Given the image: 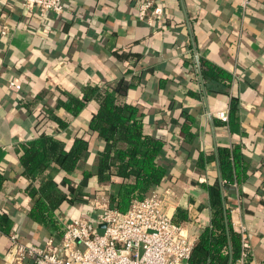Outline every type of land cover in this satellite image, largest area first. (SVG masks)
<instances>
[{"label":"crops","instance_id":"obj_1","mask_svg":"<svg viewBox=\"0 0 264 264\" xmlns=\"http://www.w3.org/2000/svg\"><path fill=\"white\" fill-rule=\"evenodd\" d=\"M24 1L0 0V264H17L12 235L26 245L59 240L65 223L96 218L92 199L109 203L116 191L96 175L105 142L90 131L95 88L138 106L147 131L165 140L169 175L155 191L174 192L169 215L185 213L182 225L197 242L212 220L207 186H219L233 227L251 245L248 264H263L264 0H153L161 15L150 23L137 18L145 0H65L61 15L43 18ZM205 65L228 78L205 77ZM85 96L74 114V101ZM41 137L59 145L29 176L23 146ZM77 141L81 155L66 170ZM224 147L240 148L248 175L242 183L222 179ZM45 187L49 201H61L52 212L56 227L31 218L36 202L48 201Z\"/></svg>","mask_w":264,"mask_h":264},{"label":"trees","instance_id":"obj_2","mask_svg":"<svg viewBox=\"0 0 264 264\" xmlns=\"http://www.w3.org/2000/svg\"><path fill=\"white\" fill-rule=\"evenodd\" d=\"M205 67L208 68V71H204L205 77L228 78L210 65ZM92 91L98 110L90 122V131L105 142L104 151L98 157L96 175L100 183L110 182L117 185L116 191L110 195L109 206L115 211L126 213L134 201H141L150 196L169 175V165L163 160L167 152L166 142L162 137L147 131V123L142 118L138 106L118 100L114 91L109 89L95 88ZM87 100L86 96L83 101L75 100V108L71 107V111L78 114ZM234 110L235 107L232 112ZM58 145L57 139L47 137L24 145L20 162L25 173L32 176L37 170H42ZM83 147L82 141L75 143L67 160L66 170L70 169V162L79 158ZM218 163L225 184L242 183L246 180L247 167L239 147L219 148ZM86 176L91 177L92 173H87ZM207 188L213 209L211 225L198 236L188 264H229L231 258L232 264H235L241 256V233L233 227L230 211L221 200L222 192L219 186ZM43 194L48 201L39 199L31 211V218L33 221L47 222L56 227L52 212L61 201H49L46 187ZM172 219L178 225L189 220L186 214L180 211L172 216Z\"/></svg>","mask_w":264,"mask_h":264},{"label":"built area","instance_id":"obj_3","mask_svg":"<svg viewBox=\"0 0 264 264\" xmlns=\"http://www.w3.org/2000/svg\"><path fill=\"white\" fill-rule=\"evenodd\" d=\"M65 0H25L23 7L36 12L41 18L48 14L61 15ZM154 1L145 0L138 9L141 22H151V16L160 19L153 10ZM153 24V23H152ZM6 27L2 34L6 35ZM13 91L19 84L11 82ZM222 121L228 120L226 112L217 113ZM174 192L154 191L141 201H134L126 213L110 208L102 197L91 200L96 218L74 219L64 224L63 235L51 237L44 246L26 245L16 235L13 244V261L17 264L33 259L35 264H188L196 243L183 225L173 222L169 215L167 199ZM98 227H103L99 232ZM241 233V256L236 264H248L252 254L244 230Z\"/></svg>","mask_w":264,"mask_h":264},{"label":"water","instance_id":"obj_4","mask_svg":"<svg viewBox=\"0 0 264 264\" xmlns=\"http://www.w3.org/2000/svg\"><path fill=\"white\" fill-rule=\"evenodd\" d=\"M104 227V226H103ZM229 264H232V259L230 260V263Z\"/></svg>","mask_w":264,"mask_h":264}]
</instances>
